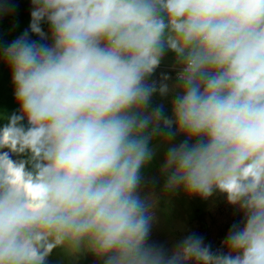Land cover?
I'll list each match as a JSON object with an SVG mask.
<instances>
[{
    "label": "clouds",
    "instance_id": "1",
    "mask_svg": "<svg viewBox=\"0 0 264 264\" xmlns=\"http://www.w3.org/2000/svg\"><path fill=\"white\" fill-rule=\"evenodd\" d=\"M31 4L39 41L26 30L0 53L19 106L0 126V264H48L57 248L103 264H264V0ZM165 51L180 66L172 118L147 112L170 91L148 82ZM161 123L185 136L165 188L219 192L243 213L223 250L195 234L171 253L148 243L141 172Z\"/></svg>",
    "mask_w": 264,
    "mask_h": 264
},
{
    "label": "rangeland",
    "instance_id": "2",
    "mask_svg": "<svg viewBox=\"0 0 264 264\" xmlns=\"http://www.w3.org/2000/svg\"><path fill=\"white\" fill-rule=\"evenodd\" d=\"M31 9V0H0V12L7 19L31 12ZM30 21L31 15L21 18L14 26L15 35L18 38L28 30L30 39L39 41L40 38L29 29ZM42 28L46 33L49 32L47 23H43ZM44 42L50 44L51 39ZM4 48L6 47H0V53ZM179 67L175 54L165 51L161 64L148 82L155 81L157 85L167 83L170 91L165 96L155 92L147 109L148 113L161 106L163 115L172 118L171 100L179 91L175 87L176 68ZM165 75L169 77L166 81L163 79ZM18 107L11 81V69L3 59H0V126L7 123V118L13 112H17ZM168 131L161 123L160 133L152 138L149 145L154 152L153 158L141 172L140 195L151 205L150 212L153 216L148 243L171 253L178 242L195 234L203 238L204 244L210 246L211 251H220L231 227L239 221L243 223V213L237 207L229 205L226 195L219 192L204 199L189 194L182 188L176 190L165 188L167 173L163 171V165L167 149L179 145L185 139L183 134H177L168 140ZM172 131H175V128ZM23 158L26 157L13 156V159ZM48 264H103V259L88 251L69 252L57 248L48 257Z\"/></svg>",
    "mask_w": 264,
    "mask_h": 264
},
{
    "label": "trees",
    "instance_id": "3",
    "mask_svg": "<svg viewBox=\"0 0 264 264\" xmlns=\"http://www.w3.org/2000/svg\"><path fill=\"white\" fill-rule=\"evenodd\" d=\"M31 12L25 13L21 16H12L7 19L0 12V47H7L12 41L16 40L14 26L24 16L30 15ZM242 227V221L237 222ZM223 250V249H222Z\"/></svg>",
    "mask_w": 264,
    "mask_h": 264
},
{
    "label": "built area",
    "instance_id": "4",
    "mask_svg": "<svg viewBox=\"0 0 264 264\" xmlns=\"http://www.w3.org/2000/svg\"><path fill=\"white\" fill-rule=\"evenodd\" d=\"M180 70V67L179 68H176V72H178Z\"/></svg>",
    "mask_w": 264,
    "mask_h": 264
}]
</instances>
